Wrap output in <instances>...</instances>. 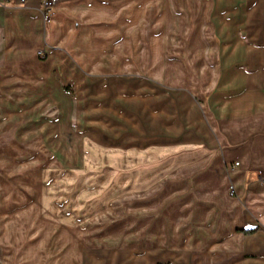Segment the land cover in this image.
Listing matches in <instances>:
<instances>
[{
	"label": "crops",
	"instance_id": "obj_1",
	"mask_svg": "<svg viewBox=\"0 0 264 264\" xmlns=\"http://www.w3.org/2000/svg\"><path fill=\"white\" fill-rule=\"evenodd\" d=\"M159 2L0 0V264H36L18 258L37 233L11 232L3 199L12 181L37 191V160L74 174L205 151L233 229L201 262L264 264V0H178L175 40Z\"/></svg>",
	"mask_w": 264,
	"mask_h": 264
},
{
	"label": "rangeland",
	"instance_id": "obj_2",
	"mask_svg": "<svg viewBox=\"0 0 264 264\" xmlns=\"http://www.w3.org/2000/svg\"><path fill=\"white\" fill-rule=\"evenodd\" d=\"M155 3L159 9V0ZM165 3L166 36L175 40L178 0ZM197 101L210 115L209 94ZM205 152L150 162L90 161L74 174L62 172L61 166L48 170L45 160H37V191L33 177L29 183L12 181L16 191L5 189L3 199L9 200L11 232L39 238L37 255L27 251L30 256L18 259L36 257V264H203L199 253L233 229L227 214L230 197L223 192L224 167Z\"/></svg>",
	"mask_w": 264,
	"mask_h": 264
},
{
	"label": "built area",
	"instance_id": "obj_3",
	"mask_svg": "<svg viewBox=\"0 0 264 264\" xmlns=\"http://www.w3.org/2000/svg\"><path fill=\"white\" fill-rule=\"evenodd\" d=\"M58 0H42V8L44 11H47L54 7L57 4ZM235 165H237V162H235ZM229 194L231 196L235 195V190L233 186H230L229 188Z\"/></svg>",
	"mask_w": 264,
	"mask_h": 264
}]
</instances>
